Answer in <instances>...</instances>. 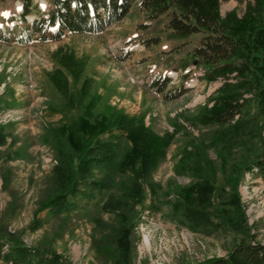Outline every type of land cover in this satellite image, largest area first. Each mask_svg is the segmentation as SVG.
<instances>
[{
	"label": "rangeland",
	"instance_id": "374dc122",
	"mask_svg": "<svg viewBox=\"0 0 264 264\" xmlns=\"http://www.w3.org/2000/svg\"><path fill=\"white\" fill-rule=\"evenodd\" d=\"M33 1L42 13L49 11L47 0ZM220 3L222 16L236 10L241 17L256 5L254 0ZM22 9L21 0H0V36L3 28L18 27L12 17ZM34 17L38 15H29L28 22ZM165 25V16L151 22L146 13L134 8L100 35L67 33L59 42L29 46L0 38V132L6 137L0 147L1 232L28 247L51 249L71 264H118L121 247L114 231L133 222L131 252L125 263L204 264L227 258L242 235L224 226L208 236L193 233L174 209L180 187L194 179L180 167L183 156L203 148V154L211 158L209 172L215 184L227 185L231 175L238 181L249 226L256 241L264 244V180L244 171L259 155L264 132L261 127L243 131V135L249 132L247 140L255 137V144L247 142L228 152L212 144L216 128L199 118L205 106L213 105L209 99L218 96L225 83L235 81L233 76L208 81L205 75L211 67L193 55L201 35L178 38ZM146 39H154L151 46L144 44ZM59 49L73 54L81 64L64 65ZM163 76L170 83L159 93L150 85ZM57 77L65 85L64 92L56 86ZM181 86L189 89L187 94L165 100L166 94ZM248 98L244 95L243 100ZM108 109L143 119L159 135L176 133L166 158L153 173L154 191L146 189L143 203L133 206L122 195L131 185V177L125 176L111 191H93V202H82L80 209L60 217L40 211L63 183L55 168L65 150L66 131L79 134L84 118L94 123ZM256 109L252 101L247 102L241 118L252 119ZM102 139H109L108 134ZM120 142L122 157L130 144L126 139ZM107 201L111 205L105 208ZM37 221L42 225L34 231Z\"/></svg>",
	"mask_w": 264,
	"mask_h": 264
},
{
	"label": "trees",
	"instance_id": "16d2710c",
	"mask_svg": "<svg viewBox=\"0 0 264 264\" xmlns=\"http://www.w3.org/2000/svg\"><path fill=\"white\" fill-rule=\"evenodd\" d=\"M21 1L23 11L12 17L18 27L3 28L0 36L2 40L18 45L59 42L67 33L100 35L123 21L134 8L146 13V19L151 22L165 16L166 30L175 37L201 35L193 55L211 67L205 78L212 82L229 80L233 76L235 81L225 83L218 90V96L215 94L216 97L209 99L208 103L213 105L205 106L199 118L206 125L213 126L212 129L216 128L211 133L212 144L228 152L247 142L255 144V137H249L252 141L246 137L252 130L261 127L264 132V0H254L256 5L241 17L236 10L222 16L220 0H47L49 11L46 14L33 0ZM33 13L38 17L29 23L27 17ZM152 40L146 39L144 44L151 46ZM62 51L59 49L57 53L61 55L60 59L65 57L64 65L72 68L81 64L73 54L60 53ZM128 54L126 51L124 59ZM54 81L63 91L62 80L57 77ZM169 83V78L164 76L154 79L150 86L164 93ZM188 90L181 86L166 94L165 100L179 99ZM244 95L250 98L243 100ZM250 101L256 105L257 114L252 119L241 118L243 112L246 114L243 108ZM236 116L240 119L232 124ZM246 130L249 132L243 135ZM106 134L109 139H102ZM175 138L174 132L159 135L143 119L113 109L96 117L94 123L90 118H84L79 134L66 131V138L62 140L66 143L62 145L65 150L55 168L63 183L40 211L49 210L60 217L63 213L80 209L82 202H93V191H111L125 176L131 177V185L122 195L133 206L143 203L146 189L154 191L153 173L166 158ZM120 139H126L130 144L126 145L128 149L122 157ZM5 143L6 137L0 132V147ZM196 150L195 155L194 152L185 154L181 161L180 167L190 172L194 179L180 187L174 209L181 212L184 224L193 233L208 236L219 230V226H224L243 237L227 258L208 260L204 264H264V244L256 241L257 236L249 226L238 181L231 175L227 185L215 184L209 172L211 158L203 154V148ZM244 171L264 180V141L259 155L244 167ZM108 205L111 202L107 201L104 207ZM41 225L40 221L35 222L33 230L37 231ZM133 230L132 222L126 228L114 231L119 235L121 247L117 254L118 264H129L125 261L130 257ZM0 262L71 264L51 249L28 247L20 239L1 231Z\"/></svg>",
	"mask_w": 264,
	"mask_h": 264
}]
</instances>
